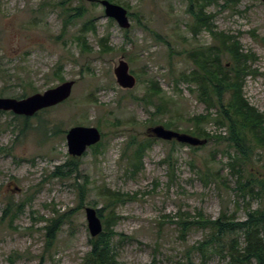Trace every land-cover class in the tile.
<instances>
[{
	"label": "rangeland",
	"instance_id": "374dc122",
	"mask_svg": "<svg viewBox=\"0 0 264 264\" xmlns=\"http://www.w3.org/2000/svg\"><path fill=\"white\" fill-rule=\"evenodd\" d=\"M116 1L112 2L134 14L128 15L130 26L126 29L106 17L99 3L81 0L87 12L96 17V30L83 32L92 47L87 51L75 39L86 17L63 23V8L77 7L79 0H0V96L19 98L24 88L31 94L64 80L74 81L69 98L41 114L51 125L59 124L63 133L46 139L35 129L22 133V118L15 119L10 111L0 112V147L7 149L0 151V264H82L90 238L84 207L102 206L103 199L98 195L102 185L133 197L116 207L120 218L114 230L121 235L114 236L112 243L121 264H183L186 249L202 240L208 229L192 228L183 238L171 221L177 219L179 210L193 215L201 211L212 219L224 210L244 219L246 202L251 208L259 204L258 199L235 193V176L226 165V143L208 141L195 151L187 144H175L170 149V142L146 134L149 126L165 122L183 132L192 127L189 117L206 112L188 84L177 85L173 77L192 66L183 49L211 44V35L206 30L196 36L189 31L191 17L186 0ZM233 1L222 7L225 0H219L207 11L215 14L216 31L238 35L243 49L256 55L247 62L252 72L244 78L243 93L251 105L264 112V3ZM150 29L170 42L171 57L168 46ZM105 35L112 50L102 52L98 38ZM121 58L136 77L130 89L120 87L113 72ZM223 60L228 61L229 55L225 54ZM148 78L156 80L171 99L166 111L154 117L150 116L152 106L146 108L131 98L132 94L144 93ZM28 82L31 85H25ZM210 113L215 116V109ZM29 123L35 126L36 118L31 117ZM77 123L95 127L99 124L104 134L100 151L95 153L88 147L80 156V168L90 180L82 208H76L72 178L60 180L51 175L54 167L70 156L65 133ZM203 127L207 132L226 134L225 126L212 120ZM132 136L137 140L154 138L144 154L142 169L134 175L131 148L126 147ZM171 150L173 171L163 162ZM263 160L264 155L258 162L262 175ZM206 166L212 172L217 170L221 178L204 184L198 171ZM29 195L31 199L20 206L11 223L8 217L1 219L7 198L19 203ZM72 208L75 210L57 231L54 243L46 247L44 219L53 216L54 209L63 213ZM38 216L44 219H36ZM192 259L199 262V252L193 251ZM226 262L218 254L206 260V264Z\"/></svg>",
	"mask_w": 264,
	"mask_h": 264
},
{
	"label": "trees",
	"instance_id": "16d2710c",
	"mask_svg": "<svg viewBox=\"0 0 264 264\" xmlns=\"http://www.w3.org/2000/svg\"><path fill=\"white\" fill-rule=\"evenodd\" d=\"M79 1L77 7L65 6L63 8L62 14L65 15L63 23L66 25L71 19L86 17L81 24L80 34L75 36V39L83 49L89 51L92 47L86 42L83 32H94L96 30V17L87 12V9L81 4V0ZM91 1L94 4L98 3L97 0ZM110 1L117 2L116 0ZM186 1V11L191 17L188 26L189 31L196 36L201 31L206 30L214 41L211 44L199 43L183 49L192 66L189 70L181 71L173 77V81L177 85L180 82L188 84L189 90L195 95L197 101L204 104L206 109L204 113L189 117L188 122L192 124V127L182 131L205 138L207 142L226 143L228 147L225 151L228 157L226 165L235 176V193L241 197L247 196L258 199L259 204L256 208H251L246 202V205H244L246 217L244 219H237L233 214H227L224 210H221L218 217L213 219L207 218L201 211L193 215L187 211L179 210L176 215L177 219L171 221L178 226L183 238L192 228L208 229L202 240L186 249V260L183 264H206V260L211 254H218L223 259L226 258L227 264H264V175H262L261 170L259 171L262 166H258V162L262 160L264 155V112L251 105L243 93L244 78L252 72L247 62L253 61L256 55L252 51L243 49L238 35L214 29L215 14L214 12H208L207 8L210 5L219 4V0ZM232 1L225 0V4L220 5L225 7ZM127 13L130 16L134 15L130 11H127ZM135 17L138 24L141 25L140 16L136 14ZM144 27H146L145 24ZM150 31L156 39L161 40L168 46V56L171 57L173 49L170 42L163 38L159 32L153 29H150ZM251 33L256 36L254 31H251ZM98 41L102 52L112 50L108 36H101ZM225 54L229 55V60L226 62L223 60ZM57 67L59 70L61 64ZM58 77L61 81L63 80L62 76ZM137 78H139L138 75ZM25 85H31V83L28 82ZM27 94L28 92L24 88L19 97ZM131 98L137 102H142L146 108L152 106L151 117L165 112L168 102L171 101L164 94L159 83L153 78L147 79V86L142 95L132 94ZM212 108L216 111L215 116L210 113ZM48 110L49 108H44L31 116L37 120L35 126L29 123L31 117L15 115L14 118H22V133H25L27 129H35L37 133H41L40 135L46 139L58 132L63 133L65 131L61 129L59 124L51 125L49 119L41 117V114ZM210 120L219 126H225L226 134L210 135L203 127V124ZM150 123L153 124L155 121ZM163 125L167 128H174V124L171 122H165ZM97 128L100 130L99 124H97ZM103 135L101 131V138ZM150 137L137 140L135 136H132L128 141V146L126 143V147L131 148L132 175L142 169L144 154L154 140ZM168 142L172 144L170 149L175 144H182L175 140ZM102 145L103 143L100 140L98 143L91 145L90 148L96 153ZM187 146L191 151L201 148V146ZM0 151L7 152V149L6 147H0ZM172 153L171 150L163 159V162L169 165L171 171L174 170ZM51 175L52 177H58L60 180L72 178L70 184L74 187L76 194V208H82L88 196L90 180L80 168V157L68 156L64 162L54 167ZM173 176L174 173L172 172L170 181ZM198 176L204 184H208L212 179L221 178L217 170L212 172L207 166L205 169L198 171ZM98 195L103 199L102 206L95 209L101 219L103 229L97 236L88 239L89 250L85 252L82 264H121L116 259V252L112 243L114 236L121 235L114 230L120 218L116 212V207L119 203H124L133 199V197L127 193L112 190L106 185L98 188ZM31 197L32 195H29L19 203L10 197L7 198L1 219L8 217L11 223L17 216V212L20 211V206L25 201H29ZM73 210L75 208L58 213L54 209V215L50 218L44 219L42 216L36 218L47 221L44 225L46 247L50 248L54 243L57 231L69 220ZM193 251L199 252V262L192 259Z\"/></svg>",
	"mask_w": 264,
	"mask_h": 264
},
{
	"label": "water",
	"instance_id": "95a60500",
	"mask_svg": "<svg viewBox=\"0 0 264 264\" xmlns=\"http://www.w3.org/2000/svg\"><path fill=\"white\" fill-rule=\"evenodd\" d=\"M261 1L264 3V0ZM98 2L102 5L106 17L113 19L123 29L130 26L127 9L124 6L110 0H98ZM113 72L120 87L130 89L135 85L136 77L129 71L128 63L123 58L119 59L118 64L113 68ZM73 84V80H64L42 92H33L23 97L0 96V110L31 117L41 109L55 106L68 99ZM146 133L165 141L175 140L190 146H199L207 142L205 138L166 128L162 124L149 126ZM100 138L101 132L95 126H70L65 133L67 152L70 156L79 157L89 146L96 144ZM84 211L89 234L91 237H95L102 231L101 219L97 215L96 209L91 206H85Z\"/></svg>",
	"mask_w": 264,
	"mask_h": 264
},
{
	"label": "built area",
	"instance_id": "2783aa9c",
	"mask_svg": "<svg viewBox=\"0 0 264 264\" xmlns=\"http://www.w3.org/2000/svg\"><path fill=\"white\" fill-rule=\"evenodd\" d=\"M210 133H216V132H214V131L211 130ZM218 133H220V132H218Z\"/></svg>",
	"mask_w": 264,
	"mask_h": 264
}]
</instances>
